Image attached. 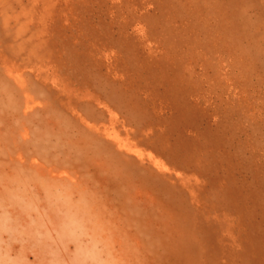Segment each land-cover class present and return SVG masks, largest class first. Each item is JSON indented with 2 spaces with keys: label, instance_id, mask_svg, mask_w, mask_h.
Returning a JSON list of instances; mask_svg holds the SVG:
<instances>
[{
  "label": "rangeland",
  "instance_id": "374dc122",
  "mask_svg": "<svg viewBox=\"0 0 264 264\" xmlns=\"http://www.w3.org/2000/svg\"><path fill=\"white\" fill-rule=\"evenodd\" d=\"M0 264H264V0H0Z\"/></svg>",
  "mask_w": 264,
  "mask_h": 264
}]
</instances>
